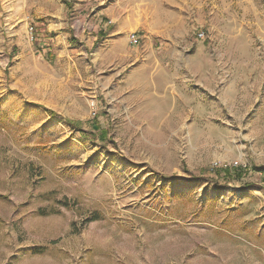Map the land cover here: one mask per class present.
Wrapping results in <instances>:
<instances>
[{"label":"rangeland","instance_id":"1","mask_svg":"<svg viewBox=\"0 0 264 264\" xmlns=\"http://www.w3.org/2000/svg\"><path fill=\"white\" fill-rule=\"evenodd\" d=\"M0 264H264V0H0Z\"/></svg>","mask_w":264,"mask_h":264},{"label":"trees","instance_id":"2","mask_svg":"<svg viewBox=\"0 0 264 264\" xmlns=\"http://www.w3.org/2000/svg\"><path fill=\"white\" fill-rule=\"evenodd\" d=\"M49 57H53V53L49 52ZM49 110V109H48ZM51 114L53 115H57V113L53 110L49 111ZM68 122L73 125V126H77L78 122L77 121H73V120H68ZM93 124L95 125V127L101 131V127L99 126L98 122L95 120L93 121ZM82 130V129H81ZM82 132L84 134H88L89 132L86 130H82ZM103 132V130L101 131ZM104 133V132H103ZM94 136V135H93ZM247 167H244L242 165H226V166H222V167H211V170L219 177L230 181L235 177H243V175L246 173L247 171Z\"/></svg>","mask_w":264,"mask_h":264},{"label":"built area","instance_id":"3","mask_svg":"<svg viewBox=\"0 0 264 264\" xmlns=\"http://www.w3.org/2000/svg\"><path fill=\"white\" fill-rule=\"evenodd\" d=\"M200 36H204V32L200 33ZM131 37H132V39H131L132 42H137L138 41V38L136 37L135 33H133L131 35Z\"/></svg>","mask_w":264,"mask_h":264},{"label":"crops","instance_id":"4","mask_svg":"<svg viewBox=\"0 0 264 264\" xmlns=\"http://www.w3.org/2000/svg\"><path fill=\"white\" fill-rule=\"evenodd\" d=\"M109 26H111V24Z\"/></svg>","mask_w":264,"mask_h":264}]
</instances>
